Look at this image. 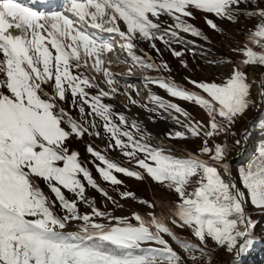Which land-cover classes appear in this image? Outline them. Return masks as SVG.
<instances>
[{
  "label": "snow or ice",
  "instance_id": "6c2138e0",
  "mask_svg": "<svg viewBox=\"0 0 264 264\" xmlns=\"http://www.w3.org/2000/svg\"><path fill=\"white\" fill-rule=\"evenodd\" d=\"M35 3L0 0V264H211L213 249L232 256L228 264H241L256 242L257 222L245 205L264 211V142L232 180L227 179L231 173L224 162L225 147L214 138L235 135L231 129L253 108L259 114L244 135L253 129L264 132V77L252 82L259 87L257 100L251 97L252 83L245 71L249 66L264 68V0H63L61 9L48 12L34 8ZM249 3L251 8L240 7ZM195 12L233 23L246 16L257 23L240 50L244 67L234 66L219 83L188 79L199 90L193 91L165 78L136 82L158 86L205 113L207 122L190 120L186 125L173 117L185 132L168 133V139L201 140L197 153L178 157L171 148L149 144L142 135L146 129L136 121L129 123L104 102L118 94L117 83L133 89L136 83L128 77L117 80L102 56L114 50L111 41L118 36L122 51L117 56L126 53L122 62L130 61L129 77L132 68L170 71L166 63L158 65L146 53L137 55L134 41L149 42L159 55L156 41L171 48L180 42V32L201 37L188 22ZM162 17L172 23L162 27ZM205 22L217 29L212 20ZM13 30L19 34L13 35ZM171 51L175 57L183 55ZM88 67L103 75L107 90L81 71ZM149 98L153 112L189 117L175 103L151 93ZM129 101L135 103L131 95ZM101 127L108 138L106 148L98 151L89 144L86 150L92 159L82 160L71 141L85 135L101 139ZM116 150L142 172L105 155ZM86 164L113 186L122 184L114 173L136 180L146 175L173 191L177 202L168 216L135 212L131 217L110 216L85 198L87 185L112 199ZM45 187L54 199L45 194ZM65 192L76 200L67 199ZM133 196L125 192L121 198ZM77 201L87 203L91 213L80 214ZM57 204L62 215L54 211ZM74 221L80 222L77 230H67ZM170 224L187 229L195 242L181 240Z\"/></svg>",
  "mask_w": 264,
  "mask_h": 264
},
{
  "label": "rangeland",
  "instance_id": "374dc122",
  "mask_svg": "<svg viewBox=\"0 0 264 264\" xmlns=\"http://www.w3.org/2000/svg\"><path fill=\"white\" fill-rule=\"evenodd\" d=\"M255 2L256 0H253V3ZM240 7L242 9L251 8L252 3L247 5L242 4ZM206 19L212 20L217 25V29H211L206 24ZM162 20L165 22L162 27H166L167 24L172 23V21L167 17H162ZM188 22L201 32V37H193L190 34L180 32V42L173 43L171 48L160 41H156V47L160 49L159 55L150 47L149 42L142 40L134 41L137 46V55L146 53L150 55L152 60L158 65L166 63L170 71L161 69V71L157 72L149 71L147 69L132 68L130 78L133 76L155 75L158 76L157 78L173 80L180 86L186 87L189 90L199 91L194 89L192 85L188 84V79L209 82L215 81L219 83L233 71L234 66L239 65L242 68L244 67L242 65L240 50L245 45V37L253 30V26L257 23L256 20L247 18L246 16H241L239 18V22L233 23L227 19L216 17L213 14L195 12L194 18L188 20ZM121 27L123 29V25H121ZM12 34L18 35L19 33L13 30ZM113 41L116 43L115 49L117 52H121L122 50L119 48V45L122 41L120 38L117 36L113 39ZM253 47L254 50H256L255 46ZM172 48L176 51L182 52L183 55L180 57L173 56L171 51ZM119 58L122 62L127 58L126 53L119 56ZM129 64L130 61L128 64L125 63V65L128 66H126L128 68L127 72H129ZM182 64H187V67H183ZM81 71L85 72L88 77L95 79L101 87H104L105 90H107V85L104 83V77L102 74L96 73L92 67L81 69ZM245 71L247 73L249 83H252L254 80H258L264 74V68L259 66H249L245 68ZM132 79L133 78H131V80ZM145 79L146 78H137L136 80H133V82H142ZM121 84L122 83L116 84V87L119 89L118 94H116L112 99H105L104 102L112 105L115 112L125 115L129 123L136 121L142 129H146L142 135L147 137V142L149 144L152 146H164L171 148L173 150L172 154L178 157L198 152L201 147L200 138H191L190 136L188 139L182 140H170L167 138L168 133H172L174 135L176 131L185 132V128L181 124H177L173 117H178L179 120L182 121L183 125L188 124L190 120L207 122L205 113L198 106L170 97L166 91L160 89L158 86H145L143 83H136L135 89L130 88L128 90L126 85ZM119 85L121 86L119 87ZM138 89L142 90L145 97H143V95L141 96ZM257 90L258 85L252 83L251 97L258 100L259 95ZM91 91L95 93V90ZM150 93L160 96L165 102L177 104L189 114V117L185 118L174 111H172L171 114L164 112L163 110H159L157 112L151 111L153 105L149 98ZM129 95H131L135 103H131L129 101ZM120 103H125V106L122 107ZM63 107L67 109L69 107L68 103H64ZM258 112V109L253 108V110L248 111L245 116L238 119L237 123L231 129L235 135L221 134L214 138L216 143L225 147V163L241 148V137L246 130L249 121ZM71 114L74 118H78V112L72 111ZM99 130L101 131L103 137L101 139H97L95 136L85 135L82 140L73 139L71 141V147L74 150L79 151L82 160L87 161L92 159L86 150L89 144H91L98 151L106 148V141L108 138L103 136L102 127L99 128ZM255 131L261 132L258 129H253L250 133ZM136 138L140 139V136L137 135ZM237 140H240L239 144L236 143ZM262 142H264V140ZM246 143L247 145L240 157V161L237 165H233L231 167V173L235 180L238 169L242 165H246L261 142H254L246 137ZM209 146H212V141H209ZM105 155L123 167L142 172L141 169H138L135 166L134 160L129 161L127 158L123 157L118 150L105 152ZM203 158L207 159L206 156ZM86 166L90 169V171H92L93 178L96 180L99 187L102 188L104 192L107 193V196L112 199L109 200L100 192L88 187L87 185L85 198L86 200L91 201L92 204L100 211L105 212L110 216L131 217L134 212L145 217H148L151 214H156L157 216H168L170 209L177 202V197L173 191L169 190L166 185L153 182L151 178L146 175L143 180H136L135 178L127 177L123 174L114 173L117 175V178L122 181V184L113 186L110 183L103 181L91 164H86ZM237 183H239V181H237ZM44 191L46 195L54 199L46 187L44 188ZM125 192H130L134 194V196L122 199L121 196ZM65 195L69 200H76V197L71 193L65 192ZM113 201H115V203H113ZM141 201L151 202L155 204L156 207L149 208L146 204H142ZM77 206L80 214L91 213V208L87 203L77 201ZM247 209L249 210L250 215L257 222V227L254 230L256 242L254 247H252L250 251L242 257L241 264H264V211L253 210V208L249 206ZM54 211H56L58 215L63 214L58 204ZM98 222L107 223V220H99ZM132 222L135 223L134 220ZM79 223L80 222L78 221L71 222L68 225L67 230H77ZM169 226L172 227V230L181 240L193 239V242H195L194 238L190 237L187 229H181L171 224ZM165 239L169 241L177 252H181V249L170 238L165 236ZM212 251L214 255L212 256L211 264H223L225 260L232 257L222 250L216 251L213 249ZM181 254L183 253L181 252Z\"/></svg>",
  "mask_w": 264,
  "mask_h": 264
},
{
  "label": "bare ground",
  "instance_id": "6f19581e",
  "mask_svg": "<svg viewBox=\"0 0 264 264\" xmlns=\"http://www.w3.org/2000/svg\"><path fill=\"white\" fill-rule=\"evenodd\" d=\"M54 2L49 3L47 5L48 6V9L46 10V12L50 11L49 8L54 4ZM104 35H105V38H107V35L108 34H104ZM117 53H118L117 50L114 48V50L111 53H106V54H104L102 56V59H104V61H105V67H108L109 68V71L117 78V80H119L120 78H123V77H128L129 79L133 78L131 81L136 80L137 78H157L158 77V76H155V75H150V76H147V75L146 76H133L132 75L133 77L130 78L129 75H128L129 72H127V70H128L127 67L128 66L125 65V63H122L121 62L120 58L117 56ZM121 85H123V84H121ZM121 85H119V87ZM127 88H128V90L130 89V87H127ZM138 90L140 91V94L142 96L143 95L142 90L141 89H138ZM257 91H258L257 93L259 95V87H258V90ZM143 97H145V96L143 95ZM120 105L122 107H124L125 106V103H120ZM230 261L231 260H229V262Z\"/></svg>",
  "mask_w": 264,
  "mask_h": 264
},
{
  "label": "water",
  "instance_id": "95a60500",
  "mask_svg": "<svg viewBox=\"0 0 264 264\" xmlns=\"http://www.w3.org/2000/svg\"><path fill=\"white\" fill-rule=\"evenodd\" d=\"M261 77H264V74H263ZM258 114H259V112H258V113H257V114H256V115H255L250 121H253V120L258 116ZM250 121H249V123H248L246 129L249 128ZM244 133H245V131H244ZM244 133H243V135H242V137H241V141H242V146H241V148H240V149L234 154V156H233L232 158H230L229 160L226 161V164L229 166V172H230V173H231V167H232V166L234 165V163H235V162H236V161L242 156V154H243V152H244V149L246 148L247 143H246V137H245ZM227 178H228V179L235 180V178L233 177L232 173H231V175L228 176ZM232 258H233V257H231V258L225 260L223 264H228L229 260H232Z\"/></svg>",
  "mask_w": 264,
  "mask_h": 264
},
{
  "label": "trees",
  "instance_id": "16d2710c",
  "mask_svg": "<svg viewBox=\"0 0 264 264\" xmlns=\"http://www.w3.org/2000/svg\"><path fill=\"white\" fill-rule=\"evenodd\" d=\"M248 139L249 140H252L254 142H262L264 140V132H253V133H250L248 136ZM241 158H239L235 163L234 165H237V163L240 161ZM246 208H248L247 204L245 205ZM248 211V214L250 215V212L249 210L247 209ZM263 236V234H262Z\"/></svg>",
  "mask_w": 264,
  "mask_h": 264
}]
</instances>
